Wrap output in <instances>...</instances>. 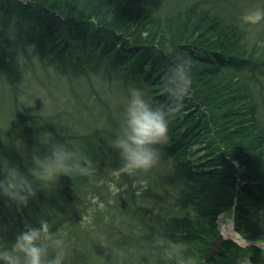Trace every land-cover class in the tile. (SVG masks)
<instances>
[{
	"label": "trees",
	"instance_id": "trees-1",
	"mask_svg": "<svg viewBox=\"0 0 264 264\" xmlns=\"http://www.w3.org/2000/svg\"><path fill=\"white\" fill-rule=\"evenodd\" d=\"M229 7V0H0V83L19 116L0 127L7 138L0 159L27 171L20 144L41 130L72 142L96 170L62 175L27 206L0 195V244L10 246L25 221L38 226L44 218L52 232L69 233L73 257L65 264H158L149 242L164 224L193 264H264L259 248L228 239L206 258L223 214H232L243 239L264 238V28L249 29ZM178 61L187 64L192 86L169 120L159 161L136 176H115L122 162L112 141L129 89L166 105L163 75ZM33 82L50 95L64 85L68 107L30 113L24 103ZM77 111L91 118L89 130L70 135ZM133 183L146 189L140 198ZM91 192L106 197V207L81 228L72 213ZM87 244L110 255L86 257Z\"/></svg>",
	"mask_w": 264,
	"mask_h": 264
},
{
	"label": "clouds",
	"instance_id": "clouds-1",
	"mask_svg": "<svg viewBox=\"0 0 264 264\" xmlns=\"http://www.w3.org/2000/svg\"><path fill=\"white\" fill-rule=\"evenodd\" d=\"M241 20L244 24H257L264 20V11L256 9L246 12ZM164 92L170 98L166 105L153 106L146 91L130 88L129 98L124 108V117L113 149L118 153L122 166L114 175L133 177L152 169L160 159V148L167 143L169 120L183 108L189 95L192 81L187 64L178 61L169 66L163 75ZM39 143L47 146L41 155L37 148L26 158L27 171L11 165L8 160L0 159V195L7 197L18 206H27L29 200L37 195V189H45L57 182L62 175L89 176L95 173L92 161L69 149L65 143L53 142L41 134ZM124 185L121 191H127ZM143 187L132 184V192L140 198ZM158 209L153 216L158 215ZM82 215L81 228H87L90 220ZM0 229V237L3 236ZM239 244V242H237ZM244 246L257 247L264 254V238L255 241L243 240ZM149 250L158 257V264H193L185 255L182 242H173L167 235L164 224H157L156 231L149 242ZM72 253L69 233L63 229L51 231L47 219H40L38 226L24 222V230L15 235L10 246L0 244V264H65ZM250 264V261L245 262Z\"/></svg>",
	"mask_w": 264,
	"mask_h": 264
},
{
	"label": "rangeland",
	"instance_id": "rangeland-1",
	"mask_svg": "<svg viewBox=\"0 0 264 264\" xmlns=\"http://www.w3.org/2000/svg\"><path fill=\"white\" fill-rule=\"evenodd\" d=\"M229 5H230V9H234V11L241 13V15L245 14L246 12H250L256 9L262 10L264 11V0H229ZM248 28L252 29V27L254 26H259L264 28V20H262L261 22L257 23V24H248ZM256 29V28H253ZM252 32H255L252 30ZM31 87V90L29 91V93L33 90V89H38L35 88L33 86H36L37 84L35 82H33ZM83 85H80L79 88H82ZM29 93L27 95H25V100L26 102L24 103V105L27 107L28 111L32 114H41V115H51L54 111L59 112V110L64 109L66 106V104L64 103V101L67 99L66 95H67V91L63 86H56L55 87V91L53 94H49L48 90H46L44 87H40V89H38V94L39 95H35V96H30ZM24 101V96H20L19 100ZM71 105L74 108V112L75 110L79 107L74 101H71ZM12 101H11V97L9 95L8 90L6 89V87L2 86V84L0 83V127H5L7 125V122L9 123H16L19 121V116L17 114V112H14L12 110ZM71 109V107H69ZM69 110V109H68ZM45 112V113H43ZM48 113V114H47ZM2 117L5 119L3 120ZM91 122V118L88 115H84L81 112L77 111L76 112V118L74 121H71L69 119V123H74L75 127H76V132L71 133L72 134H84L86 133L89 129L86 128L90 125ZM58 123H61V118H59ZM16 125V124H15ZM17 134L21 135V132L18 131L16 132ZM33 133V137L32 140L29 141L28 143H21L20 144V148L21 151L23 153V157L27 158L28 160H30L32 153L39 148L40 154L43 155L45 154V152L47 151V146L41 145L39 143L40 140V136L42 133H44V137L45 138H52L53 142H61V143H65V145L74 151H77V149L72 147V142L70 141H65L63 140L61 137L54 135L50 132H46V131H41L38 130V132H36L34 134V130L32 131ZM58 134H60L61 136L62 133L61 132H57ZM34 138V141H33ZM0 141L2 143H6L7 142V138L1 137L0 136ZM37 143V144H36ZM114 174V171H113ZM117 176V175H115ZM111 191H112V195L116 193V190L118 188V186L115 184V182H111V184L109 185ZM102 196L99 193H95V192H91L88 194V196L84 198V202H85V206H83V203H77L76 206H74V208L76 209V211H78L77 213H72L74 217L78 218V222L80 223L82 220V215L84 214L86 215L89 220L90 223L89 224H93L94 223V215L98 210H103L106 207V197H104L105 201L101 198ZM111 198V197H110ZM112 201V198H111ZM110 201V202H111ZM231 229L234 230V226H233V216L232 214H225L222 215L219 218V228H220V232L223 234L224 238L227 239H234V232L231 233L230 229H225V227H230ZM235 231V230H234ZM80 242V241H79ZM78 242V243H79ZM78 243H75L74 245L76 246L74 250L78 251L79 247L77 246ZM84 252L86 257H107L110 255V251L108 250V248L102 247L100 245H91V244H87L84 247ZM68 257H73V256H68Z\"/></svg>",
	"mask_w": 264,
	"mask_h": 264
},
{
	"label": "water",
	"instance_id": "water-1",
	"mask_svg": "<svg viewBox=\"0 0 264 264\" xmlns=\"http://www.w3.org/2000/svg\"><path fill=\"white\" fill-rule=\"evenodd\" d=\"M223 240H224V237L222 234H220V236L211 244V247L207 253L206 258H208V256H210L215 250H217V248L223 242Z\"/></svg>",
	"mask_w": 264,
	"mask_h": 264
},
{
	"label": "bare ground",
	"instance_id": "bare-ground-1",
	"mask_svg": "<svg viewBox=\"0 0 264 264\" xmlns=\"http://www.w3.org/2000/svg\"><path fill=\"white\" fill-rule=\"evenodd\" d=\"M230 229V232L231 233H233L234 232V230L233 229H231V226L230 227H225V229ZM233 234H235V237H234V239H236L237 238V234L236 233H233Z\"/></svg>",
	"mask_w": 264,
	"mask_h": 264
}]
</instances>
